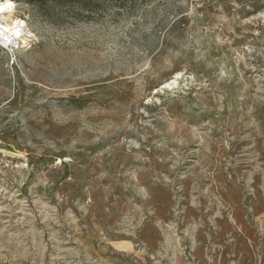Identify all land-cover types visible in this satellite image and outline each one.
Returning a JSON list of instances; mask_svg holds the SVG:
<instances>
[{
  "label": "rangeland",
  "instance_id": "rangeland-1",
  "mask_svg": "<svg viewBox=\"0 0 264 264\" xmlns=\"http://www.w3.org/2000/svg\"><path fill=\"white\" fill-rule=\"evenodd\" d=\"M9 1L0 264H264V0Z\"/></svg>",
  "mask_w": 264,
  "mask_h": 264
},
{
  "label": "bare ground",
  "instance_id": "bare-ground-1",
  "mask_svg": "<svg viewBox=\"0 0 264 264\" xmlns=\"http://www.w3.org/2000/svg\"><path fill=\"white\" fill-rule=\"evenodd\" d=\"M15 12V4L11 1H0V19L11 20L12 25L1 27L0 29V39L5 45H15L23 40L26 42L31 34L28 30V27L24 22L20 20L13 19V13Z\"/></svg>",
  "mask_w": 264,
  "mask_h": 264
},
{
  "label": "trees",
  "instance_id": "trees-1",
  "mask_svg": "<svg viewBox=\"0 0 264 264\" xmlns=\"http://www.w3.org/2000/svg\"><path fill=\"white\" fill-rule=\"evenodd\" d=\"M31 3V0H26ZM56 7H72L80 13H97L104 0H51Z\"/></svg>",
  "mask_w": 264,
  "mask_h": 264
},
{
  "label": "built area",
  "instance_id": "built-area-1",
  "mask_svg": "<svg viewBox=\"0 0 264 264\" xmlns=\"http://www.w3.org/2000/svg\"><path fill=\"white\" fill-rule=\"evenodd\" d=\"M1 45V44H0ZM20 45V43H18V44H16V47L14 46V45H9V46H7V47H4V49H6V50H13V49H17L18 47L17 46H19Z\"/></svg>",
  "mask_w": 264,
  "mask_h": 264
}]
</instances>
